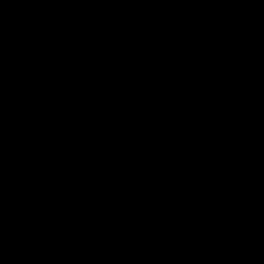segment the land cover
I'll return each instance as SVG.
<instances>
[{"label":"water","instance_id":"95a60500","mask_svg":"<svg viewBox=\"0 0 264 264\" xmlns=\"http://www.w3.org/2000/svg\"><path fill=\"white\" fill-rule=\"evenodd\" d=\"M0 264H264V0H0Z\"/></svg>","mask_w":264,"mask_h":264}]
</instances>
